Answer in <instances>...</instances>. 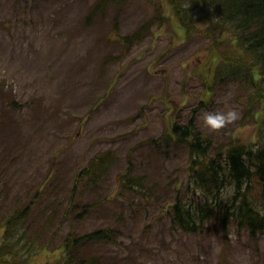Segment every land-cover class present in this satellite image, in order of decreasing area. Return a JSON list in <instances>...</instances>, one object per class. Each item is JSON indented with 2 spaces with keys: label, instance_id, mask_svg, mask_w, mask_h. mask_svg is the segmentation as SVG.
<instances>
[{
  "label": "rangeland",
  "instance_id": "374dc122",
  "mask_svg": "<svg viewBox=\"0 0 264 264\" xmlns=\"http://www.w3.org/2000/svg\"><path fill=\"white\" fill-rule=\"evenodd\" d=\"M94 1L0 0V221L30 205L22 226L39 264L52 261L70 233L101 227L113 230V240L87 242L78 255L123 264H264V232L225 229L214 217L197 232L171 223L170 202L190 195L187 150L148 142L200 101L196 126L215 147L235 136L260 139L257 106L249 105L258 92L224 79L204 95L205 48L233 42L219 29L212 34L205 19L186 26L189 18L167 0L111 2L87 23ZM158 3L165 20L126 49L119 37L155 16ZM231 108L236 120L215 131L203 126V111ZM106 150L115 160L90 182L82 168ZM129 166L142 187L117 183Z\"/></svg>",
  "mask_w": 264,
  "mask_h": 264
},
{
  "label": "trees",
  "instance_id": "16d2710c",
  "mask_svg": "<svg viewBox=\"0 0 264 264\" xmlns=\"http://www.w3.org/2000/svg\"><path fill=\"white\" fill-rule=\"evenodd\" d=\"M123 1L126 0H95L84 19L88 23L92 17L104 14L111 2L119 4ZM167 2L176 8L180 19L189 18L186 26L195 29L198 21L205 19L212 34L219 29L233 42L231 47L221 49L225 43L216 40L217 44L205 48V76L200 78L203 88H207L204 95L210 91L211 83L224 79L235 80L242 91L258 92V99L253 98L249 105L255 103L253 107L257 106L253 115L259 117L257 131L262 133L257 142L242 141L235 136L215 147L211 136L196 126V112L204 105L200 101L191 109L187 119L172 118L157 138H150L148 142L154 146H184L188 154L185 191L190 195L188 198L176 195L170 202V221L186 233L197 232L211 217L225 229L234 223L238 229H246L251 235L264 232V109L259 108L261 98L264 100V0ZM162 8L158 3L155 16L132 32L121 35V44L128 49L142 40L150 26L165 20ZM249 111L244 112V116ZM114 160L113 150L100 152L82 168L81 173L94 182L110 169ZM130 171L129 166L117 173V183L142 187V177L133 176ZM29 211L30 205H24L8 211L1 219L0 264H39L34 240L26 236L22 226ZM112 231L109 227H101L80 235L70 233L56 247V257L46 264H123L118 259L104 261L92 254L77 253L87 242L112 241Z\"/></svg>",
  "mask_w": 264,
  "mask_h": 264
},
{
  "label": "clouds",
  "instance_id": "9594fccd",
  "mask_svg": "<svg viewBox=\"0 0 264 264\" xmlns=\"http://www.w3.org/2000/svg\"><path fill=\"white\" fill-rule=\"evenodd\" d=\"M239 113L236 109L231 108L227 111H209L205 110L200 117L203 121V126L209 130L215 131L225 127L229 122L238 118Z\"/></svg>",
  "mask_w": 264,
  "mask_h": 264
}]
</instances>
